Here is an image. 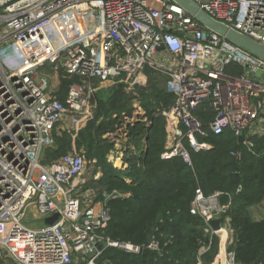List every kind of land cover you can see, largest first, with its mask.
Masks as SVG:
<instances>
[{
  "label": "built area",
  "instance_id": "1",
  "mask_svg": "<svg viewBox=\"0 0 264 264\" xmlns=\"http://www.w3.org/2000/svg\"><path fill=\"white\" fill-rule=\"evenodd\" d=\"M215 19L264 45V0H193ZM51 67L81 80L46 87L37 73ZM243 69L234 73L230 69ZM148 68L167 75L173 102L163 109L167 140L161 157L182 158L192 165L193 151L211 149L208 135L232 131L256 153L264 136V61L208 32L171 0H0V247L18 264H100L108 247L126 253L158 250L107 237L111 220L105 195L96 208L83 191L86 158L68 152L51 163L42 161L55 144L54 130L68 115L74 123L96 107L94 82L120 83L135 89ZM207 105L206 117L198 113ZM124 134L117 127L112 139ZM116 138V139H115ZM242 159V151L231 153ZM242 190L239 185L236 193ZM108 193V192H107ZM228 196L226 203L223 197ZM232 193L196 190L191 203L206 232L211 221L227 219ZM31 209L44 222L25 220ZM59 214L52 224L46 219ZM35 220V219H34ZM235 239L221 261L244 264L236 257ZM99 246L102 248L99 249ZM206 248L204 249V251ZM92 254L91 257L89 255ZM106 264V263H104ZM263 264V263H254Z\"/></svg>",
  "mask_w": 264,
  "mask_h": 264
},
{
  "label": "trees",
  "instance_id": "2",
  "mask_svg": "<svg viewBox=\"0 0 264 264\" xmlns=\"http://www.w3.org/2000/svg\"><path fill=\"white\" fill-rule=\"evenodd\" d=\"M230 70L243 71L236 67ZM80 80L78 77L64 78L59 98L65 97L69 84ZM122 88V85L112 88L114 95L117 96ZM148 95L160 109L173 102V96L160 86L151 85ZM155 106H145L151 125L144 121L128 124L126 155L129 165L126 169H119L108 161L115 145L101 136L104 127L91 125L94 127L83 129L75 137L78 145L85 148L87 158L96 159L103 169L102 183L106 190L119 189L123 193V197L107 200L111 212L107 237L140 246L155 240L162 249L160 255L157 251L126 253L108 247L99 263L197 264L200 259L211 262L217 252L214 237L206 232L203 219L191 212V203L200 188L206 195L217 190L232 193L229 215L236 230V257L244 264H264V219L255 220L249 212L252 205L264 200V136L255 139L256 153L242 152L240 162L229 154L232 150L244 149L231 131L205 137L204 141L212 144L211 149H191L192 165L180 157L165 160L161 157L166 144L165 121L152 109ZM206 108L205 104L198 111L203 118L210 112L204 111ZM55 133V144L47 147L42 157L45 164L72 149L71 134ZM239 185L242 190L236 193ZM223 199L227 201L228 196ZM203 247L206 251H202Z\"/></svg>",
  "mask_w": 264,
  "mask_h": 264
},
{
  "label": "rangeland",
  "instance_id": "3",
  "mask_svg": "<svg viewBox=\"0 0 264 264\" xmlns=\"http://www.w3.org/2000/svg\"><path fill=\"white\" fill-rule=\"evenodd\" d=\"M237 73L241 74L239 72ZM144 76H145V83L143 85L136 87L135 89H130L122 85L123 88L118 90L119 92L117 96L114 95L113 93L114 91L112 90V88L114 89L116 86H119L120 83H117L116 85H114L111 82L95 81L94 82V95L96 98V103H95L96 107L93 110L91 116H89L87 119L82 120L80 123H74L72 121V116L68 115L63 120L58 122L54 130V133L56 132L55 134H58V135H62V133L65 131L71 134L72 149L68 150L67 153L68 152H77V153L81 152L84 154L86 158V168H85V172L83 175V178L85 179V186H84L83 191L85 192L86 195H88L89 197H92L95 200L97 198H100L102 201L103 199H105V195H108V194L123 195V193H121L119 189H114L110 192L106 190V188L104 187L102 183L103 169L97 165L96 159L89 160L87 158L85 148L83 146L78 145V142L75 141V137L78 136V133L82 131L83 129H86L89 126L94 125L95 127H99V126L104 127L101 130V136L103 138L110 139L114 142V140L112 139L113 136H110V135L116 134L117 127L118 126L121 127V125L124 124L125 118L128 116L131 117L133 115V113L136 110L134 105L143 108L146 112L147 110L145 108L147 107L148 104L149 105L152 104L153 106H155L156 104L155 100L152 99L151 96L148 95L149 92L151 91V85L160 86L164 88L166 92H168L167 87H166L167 75L163 73L162 71L148 68L144 71ZM36 77L39 79L40 78L46 79L47 81L46 87H54L56 85L57 87H59V85L62 84V81L64 78H71V77L63 75L60 72H56L54 69H52L49 66H46V69H43L42 71L38 72ZM152 109H154L155 113L158 115L163 110L156 106L153 107ZM94 126H91V127H94ZM118 135H121L120 132H118ZM114 148L115 147H113L110 154L113 153ZM233 151L237 152L239 150L230 151L229 154L231 157H234L231 154ZM110 154L108 155V157H110ZM234 158L239 162L242 160V159H237L236 157ZM108 161L113 166L119 168L118 166L113 164L115 163L113 159L112 160L108 159ZM101 201L98 203L99 206H103L105 203ZM224 201L225 200L222 199L223 203L227 202V201L226 202ZM263 208H264V202L263 203L261 202V203L252 205L249 208L250 209L249 212L251 215H254L255 217V214L258 215V212L263 211ZM227 215H228V218L222 219L221 221L222 223L224 222L223 226L225 229L219 231L216 234L211 233V235H213L214 237L213 244L216 243L217 245L216 255L213 257L212 261L209 263H207L204 259H200L197 264H215V262L221 261L226 252L227 243H229L231 239L234 240L236 238V230L234 229V226L231 220L232 218L229 215V210L227 212ZM259 215L262 216V214H259ZM25 221L28 224L32 225L33 227H37V228H39V226L42 227L44 225V222L41 219L34 218L31 212H29L28 218H26ZM204 249L205 248L203 247L202 251H204ZM154 251H157L158 254L162 255V249L160 247L158 250H154ZM0 264H18V262L8 253L7 250H4L0 247Z\"/></svg>",
  "mask_w": 264,
  "mask_h": 264
},
{
  "label": "water",
  "instance_id": "4",
  "mask_svg": "<svg viewBox=\"0 0 264 264\" xmlns=\"http://www.w3.org/2000/svg\"><path fill=\"white\" fill-rule=\"evenodd\" d=\"M172 2L181 6L188 15L194 18L200 23L206 31L217 34L218 36L224 38L233 45L243 49L244 51L250 53L251 55L262 59L264 61V45L254 40L253 38L241 33L240 31L228 26L227 24L215 19L205 10L199 7V5L193 0H171ZM264 79V74H259ZM139 120V121H138ZM137 122H140L138 119ZM152 123L150 122V125ZM244 136L241 134L238 137V141L241 143ZM127 168V167H126ZM59 218V214L55 213L53 216L46 219L47 224L54 223ZM220 219L215 218L211 221V225L215 230L220 229ZM102 246H99V249ZM154 251L150 249H144L143 253H153ZM92 254L89 255L91 257Z\"/></svg>",
  "mask_w": 264,
  "mask_h": 264
},
{
  "label": "crops",
  "instance_id": "5",
  "mask_svg": "<svg viewBox=\"0 0 264 264\" xmlns=\"http://www.w3.org/2000/svg\"><path fill=\"white\" fill-rule=\"evenodd\" d=\"M94 97V101L96 102V99H95V95L93 96ZM172 104V103H171ZM136 110L135 112L133 113V115L131 117H126L125 120H124V124H122V127L124 128V134H122L120 137H118V139L116 140V142L114 141V151L112 154H110V157H108V159L110 160H114L116 166L119 167V169H126V167L128 168V165H129V162L127 160L128 156L126 155L128 149H127V144H128V124H134V123H137V120L140 119V121H144V122H148L147 124L150 125V122L148 121L147 119V112L139 107V106H136L134 105ZM168 108V107H167ZM262 118H264V116H262ZM139 121V120H138ZM238 139V138H237ZM166 140H167V136H166ZM241 144L243 145V143L241 142ZM244 149H241L242 152H245L247 151L248 152V149L245 145H243ZM112 151V150H111ZM250 152V151H249ZM111 153V152H110ZM112 155V156H111ZM128 163H127V162ZM101 201L100 198H97L96 200L94 199V202H95V207L96 208H101L102 206H99L98 203ZM99 201V202H98ZM228 201V199H227ZM101 202H105V199H103ZM226 202V201H225ZM264 202V200L262 201V203ZM30 212L32 214H36V211L34 209H31ZM259 214H262L259 215ZM252 217L255 219V220H261V219H264V208H263V211L261 212H258V215L255 214V217L254 215H252ZM258 217V218H257Z\"/></svg>",
  "mask_w": 264,
  "mask_h": 264
}]
</instances>
